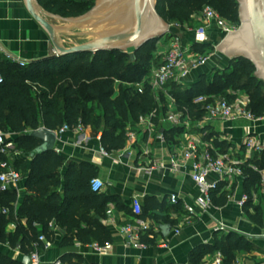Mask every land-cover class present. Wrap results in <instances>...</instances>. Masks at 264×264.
<instances>
[{
    "label": "trees",
    "instance_id": "trees-1",
    "mask_svg": "<svg viewBox=\"0 0 264 264\" xmlns=\"http://www.w3.org/2000/svg\"><path fill=\"white\" fill-rule=\"evenodd\" d=\"M37 1L46 11L65 18L79 17L93 5V0ZM205 6L239 26L237 0H157L156 11L167 23L186 24ZM157 40L139 47L132 55L120 51L75 53L26 63L23 67L0 69L3 76L0 131L15 135L13 142L22 156L14 166L24 179L25 191L19 204L16 191L0 190V244H7L23 256L28 255L34 244L42 245L38 239L40 234L53 241L51 222L63 231L60 247L92 243L102 246L111 241L110 231L102 219L107 204L115 198L91 191L90 181L97 177L95 167L88 162H70L62 174L65 159L55 151L29 158L41 142L28 133L40 127L56 131L65 125L73 128L81 124L90 129L92 136L100 134V145L107 153L121 150L126 127L156 105L148 86L138 93L134 85L152 66L161 64L160 57L153 53ZM192 48L198 53L213 50L208 43ZM254 72L248 60L234 58L226 70L214 71L210 78L202 74L188 87L173 85L170 93L179 107L199 116L202 110L192 104L195 97L213 95L230 101L232 92L240 91L248 98L247 109L254 118H259L264 116V84ZM164 111L162 107L160 113ZM215 145L224 149L230 146L225 142H215ZM3 159L0 154V162ZM242 170L243 191L250 197L243 210L251 222L262 226L264 194L260 192V171L264 174V151L253 153L242 165ZM253 192L257 194V204L252 203ZM226 195L223 193L219 198L224 199ZM141 208V217L146 219L142 204ZM127 214L131 217L132 211L128 210ZM10 224L14 225L12 232L7 231ZM153 236L143 235L140 241L153 245L156 235ZM251 249L253 245L247 237L228 231L215 237L212 244H202L191 250L187 264H200L205 255L217 251L222 255L223 264H232L235 252ZM0 264L21 262L0 252Z\"/></svg>",
    "mask_w": 264,
    "mask_h": 264
},
{
    "label": "crops",
    "instance_id": "crops-1",
    "mask_svg": "<svg viewBox=\"0 0 264 264\" xmlns=\"http://www.w3.org/2000/svg\"><path fill=\"white\" fill-rule=\"evenodd\" d=\"M44 11L46 10L44 9ZM46 18L54 25H66L54 17L46 16ZM196 20V16L193 15L190 20L193 23L191 25L184 24L190 30L175 31L183 46L192 44L193 34L191 29L196 25ZM210 35L216 38L214 42H208L211 46L216 45L222 38L219 30L214 25L208 31V37ZM50 50L51 43L47 34L28 13L25 1L0 0V69L18 66L16 63L7 60L6 53L26 64L46 59ZM217 60L220 61V64L213 62L212 69L229 64V61H224L220 57H217ZM208 62L191 73L190 82H195L202 74L208 75L205 71ZM162 115L161 113L156 120V125L165 137L166 144L161 145L159 142L152 144L153 155L156 160L167 159L169 145L176 136V132H172L173 128L170 124L163 121ZM208 130L207 139L206 137L204 139L214 138L213 145L219 152L231 149L236 152V158L242 159V142L247 132L258 140H264V119L254 122L244 119L226 123L216 122L210 125ZM99 138L100 134L97 137L92 136L89 128H84L81 134L72 130L57 134L54 151L65 159L62 174H64L70 162H88L95 167L97 178L104 183V188L100 194L115 198L114 201L112 200L107 204L102 219L104 225L105 219L110 214L114 216L118 224L129 221L130 216L127 211L131 210V199L134 196L139 197L144 210H146V220L153 223L160 230L159 234L155 236V244L146 245L143 248L126 246L117 228L105 225L111 234V241L108 242L111 249L106 255H98L92 250L90 244L60 247L59 242L63 236V231L55 226L52 247L45 250L42 245L39 246L38 253L42 263L61 259L67 264H187L189 253L195 247L202 244H212L215 237H220L230 230H235L245 235V237H251L248 239L252 243L253 249L235 252L232 264H264V213L262 216L263 225L259 226L251 222L243 208H239L235 203L242 194H245L242 179H235L229 185L225 182L219 183L218 188L210 193L211 204L206 211L200 212L195 209L196 215L188 218L182 201L191 204L201 196L188 173H172L165 169H159L153 171L151 175H147L141 169L138 151L135 150L121 155V149L104 156L100 152L102 147ZM215 142L218 144L225 142L230 146L224 149L215 145ZM19 158L16 157L12 160L13 165ZM215 179V176L208 178L209 181ZM18 189L17 202L20 204L25 195L24 179L19 183ZM223 193H227L226 197L224 199L219 198ZM171 195H177L180 202L176 205L170 204L168 198ZM255 196L256 199L254 202L252 201L253 204L258 203L256 193ZM229 197H232L233 201H229ZM262 207L264 208V204ZM249 211L251 212V209ZM166 220L171 221L172 225L170 224L171 230L164 237L161 235L160 226L168 224ZM220 225H224L227 229H218ZM13 230L14 226L10 224L7 231L12 232ZM160 243H164L165 247H161ZM0 252L19 261L23 257L18 250H12L7 244H0ZM213 254L205 255L200 264L210 263Z\"/></svg>",
    "mask_w": 264,
    "mask_h": 264
},
{
    "label": "built area",
    "instance_id": "built-area-1",
    "mask_svg": "<svg viewBox=\"0 0 264 264\" xmlns=\"http://www.w3.org/2000/svg\"><path fill=\"white\" fill-rule=\"evenodd\" d=\"M196 25L191 29L193 34L192 44L183 46L180 37L175 32L177 29H187L189 27L178 22L169 23L167 32L160 37L156 43L157 56L161 59L159 66H152L147 74L136 83L135 89L138 93L142 92L146 85L151 89L155 100V107L144 116H140L137 122L129 124L125 129V144L120 151L121 155L138 151V158L141 162V169L151 175L153 171L165 169L172 173L186 172L194 185L200 191L201 196L187 203L182 201L183 208L188 215V218L194 217L195 209L200 212H205L211 204L210 193L215 191L219 183L225 182L231 184L235 179H242V165L251 158L255 152L264 151V140H258L251 133H246L243 138V158H236V152L231 149L225 152H219L214 147V138L204 139L209 133L208 127L216 122L226 123L237 119L247 121H259L263 117L254 118L252 113L247 109L249 103L247 96L240 92H232L233 99L213 95H199L192 100V104L202 110L201 115H191L187 108H181L177 105L175 98L171 95V87L173 85L180 87H188L192 82L189 81L191 73L204 66L213 54L198 53L193 50V45L207 44L208 31L214 25L225 36L229 32L235 31L238 26L222 18L213 8L205 6L200 12L195 14ZM215 46H212L215 53ZM7 60H10L20 67L25 65L24 62L6 53ZM3 83V76L0 73V85ZM164 102V103H162ZM162 113L163 121L170 124L171 128L176 129V136L169 145V151L166 160H156L153 155L152 144L159 142L161 145L166 144V139L159 131L156 125V120ZM67 130H72L75 133H83L84 127L81 124L70 128L63 126L54 131L61 134ZM14 135L11 132L0 131V154L4 159L0 162V190H14L18 196V185L22 181L21 173L15 168L12 160L16 157H21L19 151L13 142ZM101 154L107 156L108 153L103 149ZM256 171L254 166H251ZM262 182L260 191L264 193V174L260 171ZM210 176H215L214 181H209ZM104 188V183L99 178H93L90 181V189L94 193H100ZM230 198V197H229ZM254 202L256 199L255 193L251 195ZM250 200L247 194H242L235 201L239 208ZM229 201H233L231 197ZM168 202L176 205L180 202L177 195H171ZM132 216L130 220L118 224L112 214L105 219V225H111L117 228L119 235L122 237L126 246L143 248L146 244L140 241L141 236L148 235L153 238V235L159 234L160 230L153 223L141 217L142 208L139 197L134 196L131 199ZM14 226V225H13ZM50 229L54 230L53 222L49 224ZM218 229H227L224 225H220ZM39 241L43 249L47 250L52 247V241L47 240L43 235H39ZM92 250L98 255H106L111 249V245L106 243L102 246L97 243L90 244ZM161 247H165L164 243H160ZM39 246L33 245L32 251L28 254L30 264H67L61 259H56L52 262L42 263L38 253ZM208 264H223L222 255L220 252H214L212 260Z\"/></svg>",
    "mask_w": 264,
    "mask_h": 264
},
{
    "label": "water",
    "instance_id": "water-1",
    "mask_svg": "<svg viewBox=\"0 0 264 264\" xmlns=\"http://www.w3.org/2000/svg\"><path fill=\"white\" fill-rule=\"evenodd\" d=\"M24 1L30 16L49 38L51 50L47 58L75 53L135 51L162 37L169 27L156 11L157 0H96L89 11L75 18L47 13L37 0ZM237 3L239 26L221 38L215 51L229 61L234 58L248 60L255 69L254 76L264 84V0H237ZM46 16L66 25H54ZM28 135L41 142L29 158L54 151L57 139L54 131L40 127ZM160 229L161 235L166 237L171 225H161ZM20 262L30 264V257L24 255Z\"/></svg>",
    "mask_w": 264,
    "mask_h": 264
},
{
    "label": "rangeland",
    "instance_id": "rangeland-1",
    "mask_svg": "<svg viewBox=\"0 0 264 264\" xmlns=\"http://www.w3.org/2000/svg\"><path fill=\"white\" fill-rule=\"evenodd\" d=\"M95 1L96 0H93V5H92V7L95 5ZM91 7V8H92ZM193 23V21H189V22H187V24L188 25H191ZM169 24V23H168ZM195 24V23H194ZM182 25V24H181ZM177 30H181L180 28L179 29H177ZM159 39V38H158ZM216 38L215 37H213L212 35H210L209 37H208V39H207V42H214V40H215ZM158 42V41H157ZM156 42V43H157ZM158 50H157V47H155V52L153 51V53H154V55H157L158 54V52H157ZM214 51L212 50V51H209L208 52V50H207V54L209 53V54H213V56L211 57V59H210V61L208 62V64L205 66V71H207V73H208V75H207V77L208 78H210L211 77V75L214 73V71H218V72H222V71H224V70H226L227 68H228V66H229V64L227 65V66H223V65H221L222 67L221 68H214V69H212L211 68V66H212V64H213V62L214 63H218V64H220V61H218L217 60V57H220V59H222V60H224V61H229L225 56H223V55H221V54H218L217 52H215V53H213ZM127 53L129 54V55H132V53H133V50L132 49H129V50H127ZM243 93V92H242Z\"/></svg>",
    "mask_w": 264,
    "mask_h": 264
}]
</instances>
